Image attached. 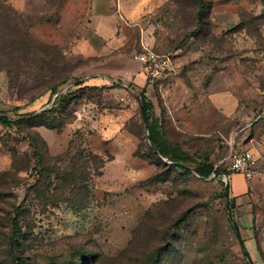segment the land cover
I'll use <instances>...</instances> for the list:
<instances>
[{
  "label": "rangeland",
  "instance_id": "obj_1",
  "mask_svg": "<svg viewBox=\"0 0 264 264\" xmlns=\"http://www.w3.org/2000/svg\"><path fill=\"white\" fill-rule=\"evenodd\" d=\"M4 1L15 5L36 40L63 51H55L58 65L48 78L57 83L69 79L62 89L70 84L73 88L74 79L85 83L94 61L73 52L74 33H56L61 13L76 0ZM202 1L203 6L195 0H172L164 7L169 33L161 34L162 49L171 55L173 69L158 86L147 88L148 98L168 141L190 157L189 167L209 160L228 167L235 149L254 155L257 175L246 180L253 189H248L244 204L231 207L241 238L224 195L232 201L231 190L235 192L242 178L231 176L227 193L226 176L184 175L171 168L170 161L153 156L140 113L143 103L123 77L120 84L90 86L72 99L71 94L56 115L66 126L61 131L36 127V122L0 125V264H17L19 258L26 264H90L89 257L99 258L96 263L117 258L133 230L148 215L156 216L166 202L173 204L169 212H174V220L184 216L175 244L183 250L184 264H264V30L258 39L240 27L242 21L261 15L264 1ZM201 10L205 16L199 25ZM4 33L0 24V112L50 109L55 102L50 92L31 103L46 91L40 85L47 82L43 75L38 82L33 73L13 68L10 75L3 69ZM135 38L133 34L132 41ZM135 92L140 95V90ZM38 134L48 147L38 143L39 161L30 145ZM93 155L106 164L100 176L86 171L93 200L79 222L65 206H48L36 195L34 187L47 179V174L39 176L42 169L65 167L75 158L85 169L81 159ZM15 209L24 233L19 246L11 245Z\"/></svg>",
  "mask_w": 264,
  "mask_h": 264
},
{
  "label": "trees",
  "instance_id": "obj_2",
  "mask_svg": "<svg viewBox=\"0 0 264 264\" xmlns=\"http://www.w3.org/2000/svg\"><path fill=\"white\" fill-rule=\"evenodd\" d=\"M195 1L200 2L202 6L204 5L202 0ZM204 16V10L199 11V25L202 24L201 20ZM0 24L3 26L4 31H6V33H4L5 47L3 56L5 64L3 69L10 75L14 72L13 68L17 69L19 73H33L36 75V81L38 82H41L38 77L42 75L47 79V82H41L40 84L41 88H46L45 93L37 97L34 96L31 103L40 100L49 92L52 95H56L62 87L69 83V79L57 83L55 79L50 80L48 78L49 74L55 72V67L58 65L54 61L55 51L56 53L60 51L61 54H63V51L58 47H49L36 40V38L32 36V32H30L31 26L26 23V20L22 17L20 12L9 2L7 3L4 0H0ZM240 27L241 30H246L249 36L258 39L262 38V31L264 30V11L261 15L253 17L250 21H242ZM197 28L196 32H199L200 28ZM7 60H9V62ZM161 80L162 79H160L155 86H158ZM73 82H77V84L73 88L71 87L61 92L50 109H45L40 113L37 111L20 113L21 108H15L13 113L0 112V125L10 128L36 122L38 124L36 127L45 126L50 130H63L66 126L58 122L57 113L67 106L68 98L71 94V99L75 98L80 90L90 87L85 85V83L79 82V80L74 79ZM94 87L100 89L106 88V86ZM72 89L76 90L73 91ZM132 90L135 91V88L132 87ZM140 96L143 101V110L141 109L140 113L147 131L150 153L163 161H170L172 163L170 167L184 175L196 173L202 179H209L215 175L218 177L226 176L229 180V184H227V193H229L231 189L230 177L232 176L229 166L225 167L224 163L219 166L217 164L218 162L210 160L195 168L186 165L187 162H190V157L183 154L179 148L171 145L164 134L158 117L152 115L151 112L153 108L148 98L147 87L140 90ZM50 100L51 99H48V104ZM51 115L52 118L48 117ZM33 140L35 143L30 142V145L34 146V156L39 161L40 158L37 157L39 156L37 145L39 142L42 143L44 147L47 145L39 134L34 137ZM234 151L237 150L235 149ZM75 160L76 158L72 159L65 167L55 169L52 167H45L42 169L38 174L41 177L47 174V179L42 182L39 181L34 187V191L36 195L38 194L40 200L44 201L48 206L56 208L65 206L79 222L83 219V216L91 210L90 208L93 200V193L89 185L90 183L87 180L86 171L93 172V176H100L101 170L104 168L106 162L102 159L99 160L97 155L89 156L86 157L85 162L81 159L80 162L86 166L85 169L84 167L81 169V166L77 165ZM52 175L55 176V180H51ZM3 187L4 185L0 186V188ZM2 193L4 194V190L0 189V200L3 199L1 197ZM224 196L228 200V210L231 217L234 219L231 207H235V204L237 205L236 198L233 197L231 201L229 195ZM5 197L6 196H4V198ZM172 206L173 204L166 202L158 208L156 216L150 214L144 218L133 230V236L128 247L119 257L100 260L99 263H96L99 258H94L95 260H93L89 257L90 264H184L183 250L177 248L175 245L180 238L179 224L183 222L184 216L181 217L179 221L178 219L174 220V212H169V208ZM2 209L3 213L7 212L5 208ZM13 215L14 217L11 220L13 228L11 245L16 244L19 246V238L24 234L23 227L20 226V220L16 215V209ZM236 234L238 238H241L239 229L236 231ZM17 262V264H26L25 260L21 258L17 259Z\"/></svg>",
  "mask_w": 264,
  "mask_h": 264
},
{
  "label": "crops",
  "instance_id": "obj_3",
  "mask_svg": "<svg viewBox=\"0 0 264 264\" xmlns=\"http://www.w3.org/2000/svg\"><path fill=\"white\" fill-rule=\"evenodd\" d=\"M171 1H70L69 11L61 13L60 29H57L56 33H74L70 38L73 52L94 61L85 85L100 87L106 82L119 83L124 77L127 87L131 85L137 90L150 87L141 64L135 61L132 55L146 49L165 54L161 34L169 33V27L162 11ZM83 4L85 8L81 7ZM13 7L16 8L15 5ZM131 34L136 35L133 41ZM237 176L242 178V184L235 187V192L231 191L237 204L242 205L244 200L249 198L248 189L253 188L240 174H233L232 178Z\"/></svg>",
  "mask_w": 264,
  "mask_h": 264
},
{
  "label": "built area",
  "instance_id": "obj_4",
  "mask_svg": "<svg viewBox=\"0 0 264 264\" xmlns=\"http://www.w3.org/2000/svg\"><path fill=\"white\" fill-rule=\"evenodd\" d=\"M132 58L141 64L142 71L147 76L149 86H155L160 79L173 69L171 55L160 54L152 49L135 52ZM256 168L257 161L250 151L237 150L231 153L229 170L232 173L240 174L246 180L251 181L257 175Z\"/></svg>",
  "mask_w": 264,
  "mask_h": 264
},
{
  "label": "water",
  "instance_id": "obj_5",
  "mask_svg": "<svg viewBox=\"0 0 264 264\" xmlns=\"http://www.w3.org/2000/svg\"><path fill=\"white\" fill-rule=\"evenodd\" d=\"M71 86H72V84H70V85H68L67 87L61 89V90H60V91L54 96V98L56 99V98L58 97V95H59L61 92L65 91L66 89H68V88L71 87ZM131 92H132L134 95H136L137 99H138L141 103H143L142 98H141L140 95H138L134 90H131ZM50 107H51V105H50ZM142 110H143V108H142ZM38 113H40V112H38ZM38 113H37V114H38ZM169 163L172 164L171 162H169ZM227 186H228V185H227ZM230 220L232 221V224H233L235 230L238 231V225H237L236 221H235L231 216H230Z\"/></svg>",
  "mask_w": 264,
  "mask_h": 264
}]
</instances>
